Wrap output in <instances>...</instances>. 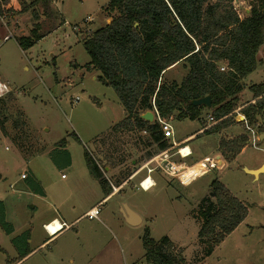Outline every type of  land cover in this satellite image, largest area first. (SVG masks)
Returning <instances> with one entry per match:
<instances>
[{"label": "rangeland", "instance_id": "rangeland-1", "mask_svg": "<svg viewBox=\"0 0 264 264\" xmlns=\"http://www.w3.org/2000/svg\"><path fill=\"white\" fill-rule=\"evenodd\" d=\"M109 1L52 0V18L42 21L40 34L43 37L26 50L19 46L17 38L30 33L34 21L32 12L18 13L22 8L21 0H10L4 14H0V35L7 32L14 35L0 47V78L10 87L8 92L0 95L5 99V107L1 112L5 118V129L0 127V173L3 176L0 181V199H3L5 217L9 223L17 228L24 224L32 228V249L38 248L43 234L46 235L40 220L48 211V204L36 194H41L43 190L53 192L55 194L51 195L54 196V203H58L61 196L68 197L67 185L70 181H77L76 192L87 188L85 176L81 172L72 174L69 160L74 159L77 171L84 169L85 151L98 156L102 147L99 141L107 138L111 127L126 115L114 89L103 84L98 79L100 72L90 67V56L82 39L108 22L110 14L106 7ZM253 1H234L241 17L249 13ZM258 56L261 63L244 80L246 88L240 95L238 109L252 98L248 87L264 80V44ZM186 74L187 67L181 62L170 68L165 78L180 82ZM207 111L204 110L201 121L165 120L172 125L176 140L198 131L188 143L193 145L195 159L200 166L196 179L190 185L184 186L177 180L169 183L170 178L167 177L168 180L162 179L157 185L144 190L139 186L142 173H138L109 202L117 211V201L126 199L131 208L143 217L142 225L131 230L133 232H125L130 238L128 244L121 238L123 264H131V255L136 264H151L145 259L142 243L146 228L155 240L169 236L181 248L188 263L264 264V173L255 177L246 170L257 169L264 162V138L261 137L264 134V116L252 125L255 134L259 136L254 145L253 134L242 122V115H237L235 123L219 132L203 133L216 123L207 120L210 115ZM17 118L22 119L23 124L16 125ZM241 134L248 135L249 143L237 159L225 166H222L220 160L218 167L207 171L208 156L219 152L220 139ZM142 136L145 137L144 133L138 134L135 131L116 136L121 139L122 142L118 144H122L119 147H123L126 154L117 152L126 158V163L108 174L109 178L129 168L135 170L145 161H140L146 151V147L141 144ZM112 137L115 135L112 134ZM108 149L114 152L117 148L108 146ZM131 159L136 160L135 165ZM24 172L27 179L20 177ZM157 172L163 174L159 170ZM62 174L67 179H62ZM214 180L222 182L240 199L247 206L248 214L214 252L206 256V244L198 239L201 225L198 206L204 197L213 196L210 185ZM50 184L52 186L48 187ZM114 190H119V187ZM65 208L68 209L66 205ZM117 216L121 217L120 213ZM90 221L84 218L79 227L83 230L87 226L88 229L93 228L94 224ZM70 231L59 240L51 239L43 248L36 249L34 255L27 261L26 258L22 264H45L47 258L44 255L49 254L50 248H55L59 241L65 247L61 253L57 252V256L69 253L74 263L54 259L52 264H91L88 257L96 256L98 251L89 248L90 243L84 238L83 232L78 241L73 234L75 230ZM116 233L123 236L119 230ZM48 238L47 235L44 239ZM102 239L97 237L92 244H100ZM12 246L0 228V264H7L8 258L16 256ZM122 255L118 252L115 264H122Z\"/></svg>", "mask_w": 264, "mask_h": 264}, {"label": "trees", "instance_id": "trees-1", "mask_svg": "<svg viewBox=\"0 0 264 264\" xmlns=\"http://www.w3.org/2000/svg\"><path fill=\"white\" fill-rule=\"evenodd\" d=\"M234 1H109L106 7L110 14L108 22L82 38L90 56V67L100 72L98 79L103 84L114 89L126 111L124 118L111 127L100 144L109 143L108 146L118 149L116 144L122 141L117 135L146 131L141 140L146 151L141 159H149L166 150L170 142L164 138L155 108L159 117L167 121H201L204 110H208L206 113L216 122L203 131L208 134L235 123L234 112L240 107V95L246 88L244 80L261 63L258 54L264 44V0H254L245 17L240 16ZM9 3L10 0H0V14H4ZM21 5L18 13L31 11L34 20L30 33L17 38L19 46L26 50L43 37L40 34L42 21L52 18V0H21ZM181 62L187 67L186 76L180 82L167 80L165 73ZM248 89L252 98L242 105L240 112L252 127L264 116V80L252 83ZM207 95L212 99L210 109L192 104L193 100ZM4 107L5 99L0 97V127L3 130L5 118L1 112ZM146 111L155 113L154 121L141 117ZM15 122L23 124L20 118ZM248 143L247 134L221 138L218 151L231 163ZM84 156L89 171L108 196L112 187L101 161L87 151ZM114 160L115 164H120L126 158L119 155ZM133 171L129 168L120 172L115 182L120 184ZM2 178L0 173V180ZM210 191L213 196L210 193L198 206L201 220L198 239L206 244V256H210L248 214L247 206L219 180L211 183ZM0 228L7 235L14 232V226L6 220L2 200ZM29 239V230L11 238L18 255L8 258L7 264H22L32 252ZM142 243L145 259L151 264H192L185 260L181 248L169 236L155 240L146 228Z\"/></svg>", "mask_w": 264, "mask_h": 264}, {"label": "crops", "instance_id": "crops-1", "mask_svg": "<svg viewBox=\"0 0 264 264\" xmlns=\"http://www.w3.org/2000/svg\"><path fill=\"white\" fill-rule=\"evenodd\" d=\"M31 29H32V27L30 28V30ZM0 80L5 82V80H3L1 78H0ZM201 131H202V129H201ZM197 133H198V131L194 132L192 134H189L186 137L178 138L177 141L178 142H186L188 144L193 139V136L196 135ZM261 137L264 138V134ZM188 145L190 146V148L192 150V155L189 156L188 158H185L184 160L189 164L197 163V161H196L197 159H195V157H196L195 156V149H194L192 144H188ZM101 146L102 147L99 149L98 156H94V155L93 156L96 159H98L99 161H101V163H102L101 167H103L104 174L110 180L112 192L108 196H106L104 194L103 190L101 189L99 181L89 171V168L87 166L85 159L83 161L84 169L82 168L81 171H77V168L75 167L74 159L69 160V162L71 163L70 169L72 171V174L77 175V173L81 172V174L83 176H85L86 185L88 187L85 189H82V190H78L76 192V188H77L76 182L77 181L75 179L70 181L69 184L67 185L68 186L67 194H69L68 197H62L61 196L62 199L60 201L58 200V203H54V199H53L54 196H52V195H54L55 193L53 194V192H51V193L50 192H44V190H43L42 192H40L41 194H38V193L36 194V196L41 201H44L48 204V207H47L48 211H46L45 215L41 218L42 220H40V222L42 223L41 227L43 228V230L46 234V235L43 234V237L41 238V240L44 239L47 235L49 237L48 239H44L42 241L40 240L38 248H36V249L43 248L47 244V242L50 241L51 239H53V241L59 240V238L61 236H63L67 232H71L70 230L74 229L75 232H73V234H75L76 240L79 241V236L83 232L84 238H86L87 241L90 243L89 248H92V249H95L96 251H98L96 256L88 257V259H89L88 261L91 264H113L114 259H117V257H118L117 256L118 252L121 253V255L123 254L122 259H120V261L122 260V264H123V262H124V248L122 246L121 238L124 242H126L128 244L130 242V238L127 235V233H125V232L135 230V228H137L139 225H142L143 217H141L137 212L134 211L133 208H131L129 203L126 202L127 201L126 199H124L125 201L124 200H118L117 201V202H119L118 203L119 207L117 208V211L114 210V207L111 203L109 205V202L111 200H113V198H115V196H117L119 193H121V191L124 189V186L129 184L135 178V176H137L138 173H142L141 176L144 177L145 171L144 170L141 171L139 169L140 167H137L133 171V174L129 178H127L126 180L121 181L120 184L115 182V180H114L115 176L114 175L112 177H110L114 180V182H112L111 179L108 177V174H111V172H113V170L118 169L119 167L123 166L126 163V160H124L120 164H115L113 161H115L114 159L119 156V152H117V151H121V154H126L123 152V151H125V149L123 147L120 148L119 147L120 144H118L116 147H119L118 149H120V150L116 149L113 152L111 149H108L107 143L105 145L101 144ZM103 146L106 148L105 150H104ZM121 146H122V144H121ZM221 156H222L221 153L217 152V154L212 155V156L209 155L208 157H211V158L213 157L215 159L218 158L217 164H219V161L221 159V161L223 162L222 166H225L228 162L223 156H222V158H223L222 159ZM84 158H85V156H84ZM174 159L178 160V161L181 160V158L177 157V156L174 157ZM141 160L144 161L147 159H140V161ZM131 161L134 165L136 164L135 159H131ZM263 164H264V162H262L258 166V168L260 166H262ZM160 173H163V172H160ZM163 174H159L157 171L152 173L151 176H152L156 185L162 179H164V180L167 179V177L170 178V181H168L169 183H171L173 180H176V179H174V178H172L166 174L165 175H163ZM61 176H62V179H67V176H65V174H62ZM27 178H22V179H27ZM139 182H140V180H139ZM48 184H49V182H48ZM11 186H12V184H11ZM50 186H52V184H50L48 187H50ZM116 187H119V190H117V191L114 190V188H116ZM63 193H66V192H63ZM77 198H79V199H77ZM0 200L3 201V199H0ZM99 203H102L99 216L97 218H89L88 216H86V213L91 208L98 205ZM65 205L68 207V209L65 208ZM116 207H117V205H116ZM126 209L137 214L138 217L136 220L139 221V222H137V224L131 225L126 221V219L123 215V211ZM77 211H80V212H77ZM118 213H120L121 217L117 216ZM84 218H88L89 220H91L90 222H91V224H94V227L88 229V226H87V227H85V230H83V228L81 229L79 227V224L84 220ZM138 218H139V220H138ZM52 221L59 222V224L66 223V224L70 225L71 227L70 228H63L58 233H56L55 235H50L46 231L45 225L52 222ZM124 226H128V227H124ZM27 227H28V224H24L20 228H17L16 226H14V232L12 235H7L5 233L4 234L6 236H8L9 241L11 243V238L13 236L22 234L25 231L29 230L30 231L29 244H30V248H31V243L33 241V239H32L33 233H32V228L31 227L27 228ZM116 230H119L123 236H118V234L116 233ZM131 232H133V231H131ZM97 237H99L100 239L103 238L100 241V244H92V241L97 240ZM12 247H13V252L16 254V256H13L11 259H14L17 257V251L14 248V246H12ZM64 247L65 246L63 244H61V242L59 241V243H57L55 248H50L49 254L44 255L47 258V260H45L46 261L45 264H47V262H48V264L54 263V259L60 260L61 262H64L65 260H67V263H69V262L74 263V259L72 258L71 254H69V253L68 254L64 253L63 256H57V252L61 253L63 251ZM2 249L7 251L6 248H2ZM36 249L31 248L32 252L26 257L27 259L25 258L26 261L34 255V253L37 251ZM130 257H131L130 263L136 264V262H135L136 260L132 257V255ZM25 259L22 261V263L26 262Z\"/></svg>", "mask_w": 264, "mask_h": 264}, {"label": "built area", "instance_id": "built-area-1", "mask_svg": "<svg viewBox=\"0 0 264 264\" xmlns=\"http://www.w3.org/2000/svg\"><path fill=\"white\" fill-rule=\"evenodd\" d=\"M13 37L14 35L12 32H7L4 35H0V47L5 42H7ZM221 69L224 70L225 67H222ZM9 90H10L9 85L6 82L0 80V95L4 94L5 92H8ZM240 110L241 109L235 110L234 112L235 118H238L242 115L241 116L243 118L242 122H244L248 130H251L253 134V144L255 145L259 136H257L253 128L249 126L245 115L242 114ZM155 111L157 113L162 131L164 133V138L170 142V146L166 150L159 152L158 154L145 160L142 163L139 169L141 171L142 170L146 171V175L140 180L139 186L144 190H148L152 188L155 185V182L151 175L157 170L178 180L183 185H190L196 179V176H197L196 173L200 166L198 165V163L189 164L184 160L185 158H188L189 156L192 155V150L190 146L186 142H178L175 138V132H174L172 125L159 117L156 108H155ZM207 120L214 121V118L212 115H209L207 117ZM144 133H146V131H144ZM185 149H188V150L184 152ZM176 156L180 157L181 160L179 161L175 160L174 157ZM217 163H218V159L213 158L211 160V157H208V161L206 164L208 166V169L206 170L209 171L213 167H218ZM21 177L26 178V173L24 172L23 174H21ZM101 205L102 203H99L98 205L91 208L86 213V216H88L89 218H97L100 213ZM55 222L56 221H52L45 225V229L50 235H55L63 228L71 227L70 225L66 223H62V224H59V226L56 227L54 230H51V226L55 224Z\"/></svg>", "mask_w": 264, "mask_h": 264}, {"label": "water", "instance_id": "water-1", "mask_svg": "<svg viewBox=\"0 0 264 264\" xmlns=\"http://www.w3.org/2000/svg\"><path fill=\"white\" fill-rule=\"evenodd\" d=\"M192 104L198 105V106L202 105V106H205L206 108L210 109L212 107V99H211L210 95H207V96L201 97L199 99L193 100ZM141 117L147 121H150V122L154 121V119H155V115L152 111H147V112L143 113L141 115ZM246 170L249 171L250 173L254 174L255 177H257V176H259V174L264 173V164L257 169H246ZM123 215H124L126 221L131 225H135V224H137V222H139L136 220L138 217L137 214L133 213L132 211H129L126 209L123 211ZM138 220H139V218H138Z\"/></svg>", "mask_w": 264, "mask_h": 264}, {"label": "bare ground", "instance_id": "bare-ground-1", "mask_svg": "<svg viewBox=\"0 0 264 264\" xmlns=\"http://www.w3.org/2000/svg\"><path fill=\"white\" fill-rule=\"evenodd\" d=\"M188 149H185L184 150V152L185 151H187ZM59 226V222H55V224H53L52 226H51V230H54L56 227H58Z\"/></svg>", "mask_w": 264, "mask_h": 264}]
</instances>
